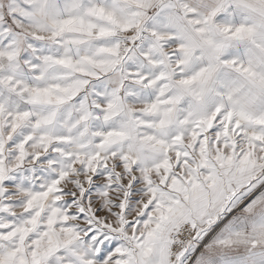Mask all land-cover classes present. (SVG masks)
I'll use <instances>...</instances> for the list:
<instances>
[{
	"label": "snow or ice",
	"instance_id": "obj_1",
	"mask_svg": "<svg viewBox=\"0 0 264 264\" xmlns=\"http://www.w3.org/2000/svg\"><path fill=\"white\" fill-rule=\"evenodd\" d=\"M0 264H264V0H0Z\"/></svg>",
	"mask_w": 264,
	"mask_h": 264
}]
</instances>
